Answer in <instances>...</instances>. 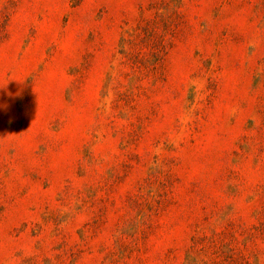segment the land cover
I'll return each instance as SVG.
<instances>
[{"label":"rangeland","instance_id":"obj_1","mask_svg":"<svg viewBox=\"0 0 264 264\" xmlns=\"http://www.w3.org/2000/svg\"><path fill=\"white\" fill-rule=\"evenodd\" d=\"M0 264H264V0H0Z\"/></svg>","mask_w":264,"mask_h":264}]
</instances>
